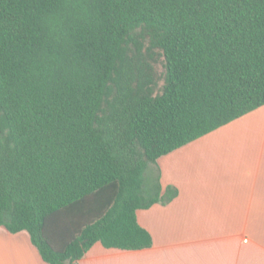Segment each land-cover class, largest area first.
I'll list each match as a JSON object with an SVG mask.
<instances>
[{"label":"trees","instance_id":"16d2710c","mask_svg":"<svg viewBox=\"0 0 264 264\" xmlns=\"http://www.w3.org/2000/svg\"><path fill=\"white\" fill-rule=\"evenodd\" d=\"M262 105L264 0H0V226L150 247L158 158Z\"/></svg>","mask_w":264,"mask_h":264},{"label":"crops","instance_id":"0c3cea01","mask_svg":"<svg viewBox=\"0 0 264 264\" xmlns=\"http://www.w3.org/2000/svg\"><path fill=\"white\" fill-rule=\"evenodd\" d=\"M161 194L139 209L142 249L96 242L79 264H264V105L158 158ZM0 264H50L26 230L0 226Z\"/></svg>","mask_w":264,"mask_h":264}]
</instances>
